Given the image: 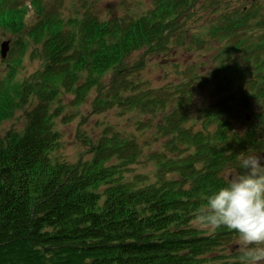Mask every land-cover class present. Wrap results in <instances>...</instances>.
<instances>
[{
  "label": "trees",
  "instance_id": "1",
  "mask_svg": "<svg viewBox=\"0 0 264 264\" xmlns=\"http://www.w3.org/2000/svg\"><path fill=\"white\" fill-rule=\"evenodd\" d=\"M29 1L41 10V0ZM28 10L25 1L0 0V27L20 31ZM49 10L32 32L45 65L19 80L26 51L25 45L20 52L19 45L0 77V125L32 103L22 131L0 138V264H238L237 252L225 260L209 255L234 233L222 228L210 234L190 223L204 194L223 183L220 172L236 166L242 154L264 148L255 125L239 134L225 120L232 133L223 138L221 131L217 144L206 141L204 132L178 127L180 151L156 157L157 179L144 183L135 176L123 181L122 167L136 160L137 151L132 141L115 136L90 144L91 160L54 161L51 153L61 146V135L53 118L63 111L51 107L62 92L74 93L73 104H79L109 70L130 86L131 67L142 66L145 57L173 48H205L213 51L216 63L208 70L213 85L251 95L244 109L264 122V36L249 37L264 32V0H154L140 17L108 21L93 16L82 20L77 31H65L55 8ZM202 11L204 21L191 28L192 15ZM141 49L142 59L129 64ZM194 76L185 77L182 87L196 82L203 87L205 81ZM186 91L185 102L191 101ZM129 96L116 98L125 104ZM181 104L173 114L182 112ZM207 111L210 122L227 118L219 119L227 113L223 107ZM113 157L120 163L107 164ZM168 173L177 177L167 178Z\"/></svg>",
  "mask_w": 264,
  "mask_h": 264
},
{
  "label": "rangeland",
  "instance_id": "2",
  "mask_svg": "<svg viewBox=\"0 0 264 264\" xmlns=\"http://www.w3.org/2000/svg\"><path fill=\"white\" fill-rule=\"evenodd\" d=\"M25 4L29 5V10L24 18V26L20 31L14 32L0 27V51L1 43L10 41V50L6 58L0 54V77L7 69L11 51H19V45H26L24 62L19 68L18 79H29L37 70L45 65L44 59L39 56L42 45L35 43L33 31L40 28V20L51 13L50 7L55 8L57 14L64 21L65 31H77L78 24L86 19L95 16L99 20L112 21L113 19H130L140 17L154 7V0H41V10H36L30 6L29 0ZM235 1V0H233ZM204 12L193 14L189 20L190 27L195 28L204 21ZM39 24V25H38ZM264 36V32H255L249 37L257 39ZM245 38V37H244ZM174 49V48H173ZM170 50V53L147 56L144 64L140 67H131L132 75L127 80L133 84L128 86L125 77L115 75L109 70L99 79V85L94 87L79 104L74 105V93L62 92L57 101H54L51 109L59 106L62 114L53 118L55 128L61 135V146L51 153L54 161H66L75 163L78 160L86 161L92 159L90 144L97 143L104 135L115 136L118 140H130L137 151L136 160L123 166L121 174L123 181L135 178H142L144 183H150L157 179L156 164L159 155L175 156L182 145L177 136L178 127L186 128L189 131L204 132L205 140H211L214 144L220 142L221 131L225 136L230 133L225 126V120L229 121L231 131L236 130L239 134L246 132L247 128L253 124L258 130L256 136L264 141V122L260 117L251 116L244 109L245 99L251 95L238 93V88L226 86L216 87L210 78L208 70H211L216 63L213 62L211 54L205 48L196 51L179 49L177 52ZM144 50L135 51L129 58V64H136L142 59ZM211 67V68H210ZM200 77L205 83L203 87L196 85L182 87L186 82L185 77L191 79L193 76ZM118 76L119 80L114 83L112 80ZM194 76V77H195ZM85 78L83 74L81 80ZM222 88V89H221ZM187 90L192 96L185 102L186 96L182 92ZM129 96V103H121L116 98L117 95ZM253 107L257 108V103L251 98ZM182 112L179 115L173 114L174 110H179V103ZM188 102V104H187ZM239 104V106H237ZM32 103L23 105L16 109L10 118L2 121L0 125V138H3L9 131H22L27 121L26 112ZM214 111L224 108L218 122H210L207 108ZM68 120L63 122V117ZM183 118L184 122L179 123ZM232 133V132H231ZM230 133V135H231ZM264 155V148L253 152ZM252 154V153H250ZM248 155V154H246ZM107 164H119L115 157L106 162ZM239 166L229 167L220 172L221 176L228 170H235ZM167 178L177 177L174 173L166 174ZM105 184L98 188L101 192ZM234 238L222 246L218 247L210 256L232 259L228 254L235 251L233 247Z\"/></svg>",
  "mask_w": 264,
  "mask_h": 264
},
{
  "label": "clouds",
  "instance_id": "3",
  "mask_svg": "<svg viewBox=\"0 0 264 264\" xmlns=\"http://www.w3.org/2000/svg\"><path fill=\"white\" fill-rule=\"evenodd\" d=\"M190 227L210 234L227 229L236 237L238 264H264V155L242 154L238 168L193 209Z\"/></svg>",
  "mask_w": 264,
  "mask_h": 264
},
{
  "label": "water",
  "instance_id": "4",
  "mask_svg": "<svg viewBox=\"0 0 264 264\" xmlns=\"http://www.w3.org/2000/svg\"><path fill=\"white\" fill-rule=\"evenodd\" d=\"M10 48V41L7 40V41H4L3 44H2V55L3 57H6L8 52H9V49Z\"/></svg>",
  "mask_w": 264,
  "mask_h": 264
}]
</instances>
